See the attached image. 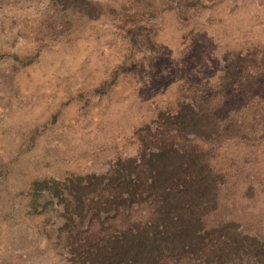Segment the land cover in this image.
Returning a JSON list of instances; mask_svg holds the SVG:
<instances>
[{
	"label": "rangeland",
	"instance_id": "1",
	"mask_svg": "<svg viewBox=\"0 0 264 264\" xmlns=\"http://www.w3.org/2000/svg\"><path fill=\"white\" fill-rule=\"evenodd\" d=\"M91 1L94 20L0 0V264H83L81 240L146 219H98L88 200L79 214L69 191L165 133L221 180L204 228L234 226L257 248L210 257L204 241L206 255L163 264H264V0ZM186 105L215 132L176 133L165 117Z\"/></svg>",
	"mask_w": 264,
	"mask_h": 264
},
{
	"label": "trees",
	"instance_id": "2",
	"mask_svg": "<svg viewBox=\"0 0 264 264\" xmlns=\"http://www.w3.org/2000/svg\"><path fill=\"white\" fill-rule=\"evenodd\" d=\"M50 1L80 11L90 20L101 13V7L91 0ZM184 108L165 117L167 122L172 120L169 125L176 133L207 136L215 132L207 115L188 105ZM166 123L164 126H168ZM141 141L138 157L118 161L108 177L91 175L71 186L69 193L77 202L79 214L84 206L89 207L88 203L96 205L93 215L98 219L100 214L109 218V212H113L112 217L121 212L128 214L132 208L135 214L138 209L145 211L146 219L125 228L122 225L112 236L102 239L93 234L81 240L77 245L83 264H163L166 259L178 262L190 254L206 255L204 241L210 243V257L235 254L244 240H250L249 251L257 248L254 238L241 236L234 226L231 231L227 226L224 230L204 228V216L216 209L221 180L202 150L184 149L168 141L166 133L153 146ZM90 226L89 221L86 229Z\"/></svg>",
	"mask_w": 264,
	"mask_h": 264
}]
</instances>
